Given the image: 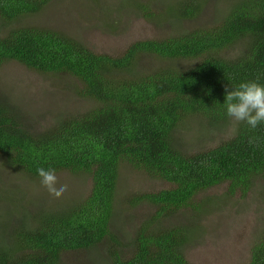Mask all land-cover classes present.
I'll return each mask as SVG.
<instances>
[{
	"label": "trees",
	"instance_id": "trees-1",
	"mask_svg": "<svg viewBox=\"0 0 264 264\" xmlns=\"http://www.w3.org/2000/svg\"><path fill=\"white\" fill-rule=\"evenodd\" d=\"M54 0H0V17L12 24L36 14ZM124 3V2H123ZM200 5L175 11L180 20L195 18ZM243 50L227 55L236 45ZM145 58L165 64L142 69ZM17 62L40 74L71 75L77 95L96 103L85 114L70 115L51 129L31 133L18 112L0 103V156L5 163L40 178L38 168H54L91 180L82 200L38 210L33 227L0 242V264H61L72 251L106 252V264H192L185 247L194 238L196 202L203 192L227 185L226 199L244 196L264 179V123L251 129L236 122L233 137L195 153L181 151L174 134L191 118L220 126L226 115L225 86L264 85V0H235L216 25L184 31L162 40H142L112 57L48 28L13 26L0 37V67ZM258 137L256 143L250 138ZM164 180L171 189L126 194L120 189L123 166ZM200 203V205H198ZM155 207L132 238L124 239L115 217L121 207ZM189 220L177 221L184 211ZM103 248V249H101ZM96 258V257H95ZM244 264H264V225Z\"/></svg>",
	"mask_w": 264,
	"mask_h": 264
},
{
	"label": "rangeland",
	"instance_id": "rangeland-1",
	"mask_svg": "<svg viewBox=\"0 0 264 264\" xmlns=\"http://www.w3.org/2000/svg\"><path fill=\"white\" fill-rule=\"evenodd\" d=\"M235 0H54L36 14L20 17L17 22L5 24L0 17V37L13 26H33L63 32L84 43L98 54L112 57L123 54L137 41L162 40L184 31L213 27ZM124 2V3H123ZM199 4L195 18L180 20L175 16L183 4ZM243 44L227 53L237 56ZM144 70L165 66L162 61L145 58L140 62ZM71 75L61 77L40 74L11 61L0 67V103L15 109L22 125L31 133H42L70 115L85 114L96 103L77 95L80 83ZM78 87V88H76ZM236 122L208 126L194 117L182 124L174 134L177 147L185 153H195L217 146L233 137ZM61 184L68 186L62 198H55L24 171L5 163L0 156V242L9 243L10 237L23 228L35 224L38 210L58 207L60 204L85 199L91 189V180L68 172L56 173ZM126 194L158 192L171 189L164 180L149 179L144 172L123 166L119 183ZM227 185H221L198 195L196 202H206V211H197L191 233L194 237L185 247V255L192 264H244L250 247L264 225V179L255 181L244 196L236 193L226 199ZM200 205V203H198ZM156 208L142 204L132 212L123 206L114 218L122 223L124 239L132 238L137 227L155 214ZM192 212L184 211L177 221L189 220ZM103 249V248H101ZM72 251L62 256L61 264H106V252Z\"/></svg>",
	"mask_w": 264,
	"mask_h": 264
},
{
	"label": "clouds",
	"instance_id": "clouds-1",
	"mask_svg": "<svg viewBox=\"0 0 264 264\" xmlns=\"http://www.w3.org/2000/svg\"><path fill=\"white\" fill-rule=\"evenodd\" d=\"M226 115L237 122L246 123L256 129L264 123V85L257 81L241 82L238 87L230 90L225 86ZM258 137H252L249 143H256ZM41 185L55 198H62L68 191L66 184H61L54 168H38Z\"/></svg>",
	"mask_w": 264,
	"mask_h": 264
}]
</instances>
